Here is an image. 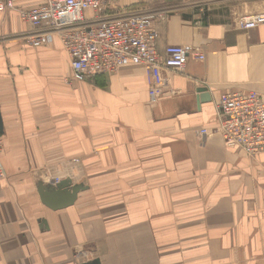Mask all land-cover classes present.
Returning a JSON list of instances; mask_svg holds the SVG:
<instances>
[{"label": "crops", "instance_id": "1", "mask_svg": "<svg viewBox=\"0 0 264 264\" xmlns=\"http://www.w3.org/2000/svg\"><path fill=\"white\" fill-rule=\"evenodd\" d=\"M128 11L158 15L160 52L205 55L163 70L156 103L141 65L69 83L59 39L32 47L0 12V264H264V151L214 132L221 94L264 97V24L239 25L264 0H105L106 16ZM56 179L84 184L74 204L42 201Z\"/></svg>", "mask_w": 264, "mask_h": 264}, {"label": "built area", "instance_id": "2", "mask_svg": "<svg viewBox=\"0 0 264 264\" xmlns=\"http://www.w3.org/2000/svg\"><path fill=\"white\" fill-rule=\"evenodd\" d=\"M105 0H42L30 8L17 7L14 0H0V12L16 10L31 29L24 33L32 47L60 40L67 51L71 72L68 82L86 81L101 73H113L127 65H141L149 80L150 100L162 94L163 70L182 72L190 58L203 60L204 53L192 45L157 47L158 15L150 11H128L104 15ZM91 12V15H87ZM264 24V13L242 17L239 25L251 29ZM219 133L227 147L248 155L264 151V97L256 92H225L216 102ZM202 134L209 133L207 128ZM4 141L0 138V177ZM58 182V179H56Z\"/></svg>", "mask_w": 264, "mask_h": 264}, {"label": "water", "instance_id": "3", "mask_svg": "<svg viewBox=\"0 0 264 264\" xmlns=\"http://www.w3.org/2000/svg\"><path fill=\"white\" fill-rule=\"evenodd\" d=\"M205 91L206 89L199 90V92ZM0 130H2L1 118ZM84 189V184H73L71 179H66L59 183H52L48 185H45L42 182L38 184V191L42 201L52 209H61L74 204L78 197V193ZM84 264H100V260L95 259L90 263Z\"/></svg>", "mask_w": 264, "mask_h": 264}, {"label": "bare ground", "instance_id": "4", "mask_svg": "<svg viewBox=\"0 0 264 264\" xmlns=\"http://www.w3.org/2000/svg\"><path fill=\"white\" fill-rule=\"evenodd\" d=\"M87 15H89V16H90L91 14H87ZM56 38H57V37H56ZM59 41H60V40H59ZM63 48H64V47H63ZM64 50H65V49H64ZM65 51H66V50H65ZM66 52H67V51H66ZM56 183H59V181H58V182H56Z\"/></svg>", "mask_w": 264, "mask_h": 264}, {"label": "rangeland", "instance_id": "5", "mask_svg": "<svg viewBox=\"0 0 264 264\" xmlns=\"http://www.w3.org/2000/svg\"><path fill=\"white\" fill-rule=\"evenodd\" d=\"M203 7L202 5H199V8ZM17 12V11H16Z\"/></svg>", "mask_w": 264, "mask_h": 264}]
</instances>
